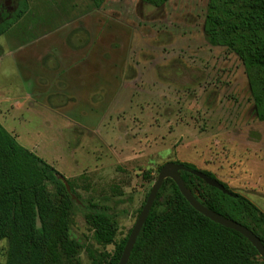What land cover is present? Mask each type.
Masks as SVG:
<instances>
[{
  "label": "rangeland",
  "instance_id": "1",
  "mask_svg": "<svg viewBox=\"0 0 264 264\" xmlns=\"http://www.w3.org/2000/svg\"><path fill=\"white\" fill-rule=\"evenodd\" d=\"M27 1L0 36V122L73 187L72 264L113 254L169 161L264 212V120L240 57L205 32L209 0ZM92 210L116 216L114 243L96 242Z\"/></svg>",
  "mask_w": 264,
  "mask_h": 264
},
{
  "label": "trees",
  "instance_id": "2",
  "mask_svg": "<svg viewBox=\"0 0 264 264\" xmlns=\"http://www.w3.org/2000/svg\"><path fill=\"white\" fill-rule=\"evenodd\" d=\"M19 1L15 15L0 24V36L28 12V1ZM92 1L96 6L105 2ZM143 1L161 6L169 0ZM205 32L213 45L227 46L240 57L257 115L264 120V0H209ZM181 176L201 203L247 226L264 245V212L253 201L219 179L231 194L188 171L182 170ZM63 178L0 122V242L8 241L5 264H72L78 257L82 244L70 236L74 189L69 183V192ZM89 221L98 244L114 243L118 232L114 214L92 210ZM128 237L117 244L113 254H103L94 264H118ZM257 258L264 264L245 236L198 212L173 179L167 178L128 264H253Z\"/></svg>",
  "mask_w": 264,
  "mask_h": 264
},
{
  "label": "water",
  "instance_id": "3",
  "mask_svg": "<svg viewBox=\"0 0 264 264\" xmlns=\"http://www.w3.org/2000/svg\"><path fill=\"white\" fill-rule=\"evenodd\" d=\"M185 170L188 171L200 178H202L207 184L217 187L220 190L224 191L225 193L231 194V192L225 188V186L218 180L211 176H209L207 173L203 172L199 169H193L188 167L185 163L182 162H176V161H169L166 162L164 165L161 166L157 179L155 183L153 184L148 198L135 222V225L128 237L127 243L125 245L123 254L121 256V259L118 264H128L132 250L135 246V243L138 239V236L140 235L144 224L147 221V218L153 208V205L155 203L156 197L167 178L173 179V181L176 183L177 187L179 188L182 195L186 198V200L190 203V205L195 208L198 212L209 218L210 220L234 229L241 233L243 236H245L257 249L260 256L264 258V245L260 239L259 236H257L251 229H249L247 226L243 225L242 223L228 218L215 210L205 206L203 203H201L192 193L191 191L186 187V184L181 176V171ZM64 183L67 186V189L69 192H71V186L68 182V180L64 177L63 178ZM74 198V196L72 195Z\"/></svg>",
  "mask_w": 264,
  "mask_h": 264
},
{
  "label": "flooded vegetation",
  "instance_id": "4",
  "mask_svg": "<svg viewBox=\"0 0 264 264\" xmlns=\"http://www.w3.org/2000/svg\"><path fill=\"white\" fill-rule=\"evenodd\" d=\"M16 1L19 0H0V24H3L6 18H12L15 15L19 4ZM11 2H14L15 6H11Z\"/></svg>",
  "mask_w": 264,
  "mask_h": 264
}]
</instances>
